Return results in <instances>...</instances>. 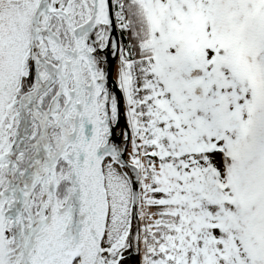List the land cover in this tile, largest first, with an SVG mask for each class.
<instances>
[{"label": "snow or ice", "instance_id": "6c2138e0", "mask_svg": "<svg viewBox=\"0 0 264 264\" xmlns=\"http://www.w3.org/2000/svg\"><path fill=\"white\" fill-rule=\"evenodd\" d=\"M0 264H264V0H0Z\"/></svg>", "mask_w": 264, "mask_h": 264}]
</instances>
